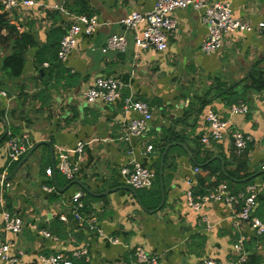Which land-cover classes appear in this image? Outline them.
<instances>
[{"label":"crops","instance_id":"1","mask_svg":"<svg viewBox=\"0 0 264 264\" xmlns=\"http://www.w3.org/2000/svg\"><path fill=\"white\" fill-rule=\"evenodd\" d=\"M39 1L43 5L15 9L16 20L9 22L19 33L35 34L41 48L47 42L48 29L57 24L65 31L72 14L67 8L62 15L50 8L62 0ZM88 2L101 25L93 34L81 33L76 48L62 62L75 75L72 82L45 81L41 72L54 53L44 54L40 58L43 65H39L36 48L27 53L25 71L17 80L3 77L0 64V118L5 119H0V242L9 244L10 253L18 256L17 261L0 257V264H42L41 256L57 252L85 258L87 264H135L138 246L157 256L159 264H200L207 258L233 264L238 258L234 244L241 235L246 236L249 253L244 264L251 256L259 258L251 264H264V241L247 221L239 222L240 204L212 201L195 210L188 205L186 194L190 186L198 184V176L208 175L194 162L200 150L204 158L219 160L225 175L245 176L242 183L233 182L232 191L262 184L253 214L264 217V88L257 90L258 84L250 76L254 74L257 80L262 72L264 79V30L236 32L225 39L220 50L206 53L201 47L209 29L202 11L178 9L172 13L177 26L169 32L168 48L139 51L135 36L147 24L129 30L122 21L132 11H151L156 0ZM232 5L235 17L241 20L254 24L264 20V0H233ZM115 33L126 36L127 50L103 51L108 37ZM10 51L11 46L0 37V58ZM99 76H113L122 82L119 100L103 104L84 99L83 91ZM129 94L147 102L154 113L141 138L129 130V121L135 116L123 107ZM239 101L249 105V112H231V106ZM208 110L227 120L231 129L210 145L202 142L210 130ZM235 131L251 137L244 148L236 146ZM23 132L30 135L34 146L40 145L19 168L27 153L8 166L7 140ZM80 142L85 143L82 159L69 180L57 168L58 148H75ZM178 143L185 144L193 156ZM149 145L153 146L150 152ZM167 154L170 168L165 164ZM71 158L79 157L71 153ZM162 159L161 201L158 208L147 209L138 193L143 189H136L135 195L122 170L137 161L160 175ZM242 165L245 168L239 170ZM49 166H56L52 175L46 172ZM196 168L200 172L190 185L187 179L195 175ZM2 176L11 183L9 187L2 188ZM45 184L55 190L45 191ZM154 186L155 181L146 189ZM78 192L82 193L79 211L83 220L72 215ZM4 211L23 218L20 233L5 228ZM62 214L67 221L61 219ZM55 220L64 225L61 235L51 232ZM82 248L86 255H74Z\"/></svg>","mask_w":264,"mask_h":264},{"label":"built area","instance_id":"2","mask_svg":"<svg viewBox=\"0 0 264 264\" xmlns=\"http://www.w3.org/2000/svg\"><path fill=\"white\" fill-rule=\"evenodd\" d=\"M64 1L54 3L50 8L53 10L64 11ZM233 0H156L155 6L151 11L141 12L138 10L132 11L122 22L129 30H136L138 25L146 23V29L135 36V44L139 51H145L149 48H154L158 51H165L168 48L169 32L177 26L176 20L172 17V13L178 9L192 8L196 11H202V19L209 29L207 38L202 43V50L206 53L220 50L227 37L233 36L236 32H255L261 33L264 30V20L254 24L250 21L241 20L234 15L232 5ZM1 13L8 19H15L14 10L17 8L34 7L43 5L39 0H1ZM46 8L49 9L47 6ZM66 11V10H65ZM23 19V13L21 19ZM99 18L96 15L88 16L85 14H73L69 18V24L66 27L65 33L61 39L58 49V57L61 61L66 62L69 55L77 46L78 36L83 33L86 35L93 34L100 27ZM119 50L125 52L127 50V38L123 34H112L108 37L106 47L103 51ZM122 82L113 76H99L93 84L83 91V97L90 103L101 102L103 104L114 103L121 98ZM123 107L127 113L133 112V116L129 121V130L135 137L141 138L153 120L154 113L151 111L150 105L142 100H138L133 94H129L124 98ZM250 107L244 101H239L231 106V112L235 114L247 113ZM206 119L209 124V134L202 137V142L210 145L212 141L221 140L231 130L229 122L222 119L219 114L212 110H208ZM235 144L238 148H244L251 137L242 132L235 131L233 133ZM30 135L23 132L19 136H11L7 140V165L19 161L32 147ZM85 148V143L80 142L75 148H58V163L59 168L67 178L73 179L79 169L80 160ZM153 149L152 145L147 147L150 152ZM71 153L78 154V160L71 158ZM261 168L264 170V158L261 161ZM54 168L49 167L47 174L52 175ZM200 172L199 168L195 169V175L187 179V182L192 185ZM122 173L126 178V183L134 189L150 188L155 181L156 174L151 169L142 166L135 161L123 168ZM2 188L9 187L11 183L1 177ZM262 184H250L241 192H233L229 184L221 182L214 190L208 193L196 195L193 187L190 186L186 192L188 205L195 209L201 210L212 201H224L229 206L239 205L238 219L247 221L253 229L256 236H259L264 241V217H259L253 214V209L256 205V193L261 189ZM43 189L47 192L55 190L54 186L43 185ZM82 193L78 192L73 199L77 203L72 208V215L83 220L79 211L82 204L80 203ZM5 220V228L13 233H20L23 225L21 216H13L8 211L3 212ZM61 219L67 221V216L62 214ZM46 236H51L49 232L39 231ZM118 242L117 238L113 239ZM246 236L241 235L234 248L238 253V258L233 264H244L248 260L249 253L245 249L244 242ZM135 253V264H159L158 257L150 255L142 246H138ZM86 249H79L74 252L77 257L86 255ZM0 257L5 260L17 261V254L10 253V245L0 242ZM42 264H72L69 257L62 252H57L48 256H41ZM200 264H224L218 260L207 258Z\"/></svg>","mask_w":264,"mask_h":264},{"label":"trees","instance_id":"3","mask_svg":"<svg viewBox=\"0 0 264 264\" xmlns=\"http://www.w3.org/2000/svg\"><path fill=\"white\" fill-rule=\"evenodd\" d=\"M64 6L71 12L72 15L85 14L88 16H92L94 14L88 0H68V2H66L65 0ZM55 12L65 13L66 11L55 10ZM10 23L11 22H9V19L4 14L1 13V3H0V37L3 42L8 43L11 46V51L8 52L6 55H4L2 59L0 58V64H2L1 70H3L4 73L3 77L13 81L20 78L25 71V66L28 61L27 53L30 50L36 48L38 49L36 55L37 58L36 62L39 63V65H43L42 64L43 61H41L40 58H42L44 54L54 53V56L48 62V66L44 67L41 72L42 74L44 73L43 79H45V81L48 80L49 82H51L54 78H56L58 82H61V80L72 82L74 80L75 75L72 74L70 70H67L64 67L62 63L63 61L59 59L58 51L56 49L59 41H61L65 33L62 26L57 24L52 25L47 32L48 35L47 42L43 44L41 48H39L40 40L35 34L28 31L19 33L16 29V26ZM250 76L255 79V82H257L258 84L257 90H261L262 88H264V79L262 77V72H260V75L257 77V80L254 74H251ZM231 94L235 96L234 92H231ZM176 139H178L177 141H180L179 138ZM195 154H196L194 160L195 164L197 166H201L205 171H208L207 176H198V184L193 187V191L196 195L205 194L210 192L211 190H214L223 181L228 182L230 187L233 188L234 187L233 182L241 181L240 183H242L243 179H245V176H242L239 173L228 174V176L225 175L221 167V162L217 159L210 161L211 157L204 158L203 156H201L200 150L197 151ZM165 164L166 166H168V168L171 167L169 165L168 154L165 159ZM55 167L56 166H54L53 168L55 169ZM243 168H245L244 165L240 166L239 170H242ZM156 175H157V180H155V186L153 188L149 190L147 189L138 190L142 204L147 209L158 208L161 201V187H160L161 180H160L159 172H157ZM213 177H216V179L213 180ZM164 182H165V177H164ZM245 188L246 186H244V188H241L239 190L234 189L235 191L233 192H241L245 190ZM57 223H60V225ZM55 224H56V228L51 229V232L53 234L61 235L62 231H64V225H61L60 220H55ZM254 258L257 257L251 256L248 264H251ZM69 259L71 260L72 264H87L86 259L82 257L79 258L71 257Z\"/></svg>","mask_w":264,"mask_h":264},{"label":"water","instance_id":"4","mask_svg":"<svg viewBox=\"0 0 264 264\" xmlns=\"http://www.w3.org/2000/svg\"><path fill=\"white\" fill-rule=\"evenodd\" d=\"M1 119V121H5V119L4 118H0ZM42 144H44V143H46L45 141H42L41 142ZM173 144H175V143H173ZM173 144H170L169 146H168V148L166 149V151L164 152V156L166 155V153H167V150L170 148V146L171 145H173ZM180 146H182V147H184L185 148V150L187 151V153L190 155V157H192L193 155H192V153H191V151L188 149V147L185 145V144H183V143H178ZM40 144H36L34 147H32L28 152H27V154L24 156V158L21 160V162H20V164H19V166H18V168L29 158V156L35 151V149L39 146ZM51 156H52V158H53V156H54V148L53 147H51ZM216 158H220V159H222L220 156H216ZM164 159H162V164H161V171H160V176H161V182H162V184H163V179H162V177H163V166H164ZM17 168V169H18ZM16 169V170H17ZM10 177H12V176H10ZM135 195H137V191H136V189H134L133 187H128ZM107 194V193H106Z\"/></svg>","mask_w":264,"mask_h":264},{"label":"rangeland","instance_id":"5","mask_svg":"<svg viewBox=\"0 0 264 264\" xmlns=\"http://www.w3.org/2000/svg\"><path fill=\"white\" fill-rule=\"evenodd\" d=\"M2 43V42H1ZM3 44V43H2ZM4 45V44H3ZM5 52H1V55L4 54Z\"/></svg>","mask_w":264,"mask_h":264}]
</instances>
